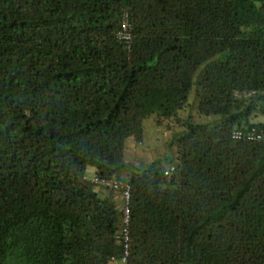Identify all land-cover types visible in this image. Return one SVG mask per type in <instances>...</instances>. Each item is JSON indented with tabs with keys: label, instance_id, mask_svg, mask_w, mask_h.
Instances as JSON below:
<instances>
[{
	"label": "trees",
	"instance_id": "trees-1",
	"mask_svg": "<svg viewBox=\"0 0 264 264\" xmlns=\"http://www.w3.org/2000/svg\"><path fill=\"white\" fill-rule=\"evenodd\" d=\"M191 88L211 119L126 165ZM236 129L264 130V0H0V264H264V141Z\"/></svg>",
	"mask_w": 264,
	"mask_h": 264
},
{
	"label": "rangeland",
	"instance_id": "rangeland-1",
	"mask_svg": "<svg viewBox=\"0 0 264 264\" xmlns=\"http://www.w3.org/2000/svg\"><path fill=\"white\" fill-rule=\"evenodd\" d=\"M210 119V116L197 113L191 88L184 106L177 111L175 120L169 118L157 122V118L151 115L142 121V132L138 141L133 136L124 139L122 160L126 165L137 167H144L156 159L169 163L174 157V139L184 130L185 124L206 123ZM93 170V166L87 165L85 173H91Z\"/></svg>",
	"mask_w": 264,
	"mask_h": 264
},
{
	"label": "built area",
	"instance_id": "built-area-1",
	"mask_svg": "<svg viewBox=\"0 0 264 264\" xmlns=\"http://www.w3.org/2000/svg\"><path fill=\"white\" fill-rule=\"evenodd\" d=\"M126 26L125 22L121 23V29L123 32H120V35L124 38L127 39L128 38V33L124 32V28ZM231 136L233 138H245L247 140H259V141H264V130H249L247 132H242L239 129L233 130L231 132ZM171 166L168 167L167 169H165V172L168 170H171ZM92 183L98 184V185H102V186H106V187H111L113 189H122V197H123V204H122V208H123V222L125 223L127 220V215H128V207H127V198H128V192H127V187L126 184L122 181L119 180H114V179H98L94 176L92 177H87ZM123 231V236H124V240L126 239L125 234V229H122Z\"/></svg>",
	"mask_w": 264,
	"mask_h": 264
},
{
	"label": "crops",
	"instance_id": "crops-1",
	"mask_svg": "<svg viewBox=\"0 0 264 264\" xmlns=\"http://www.w3.org/2000/svg\"><path fill=\"white\" fill-rule=\"evenodd\" d=\"M92 176H94V170L91 173H86V177H92Z\"/></svg>",
	"mask_w": 264,
	"mask_h": 264
}]
</instances>
